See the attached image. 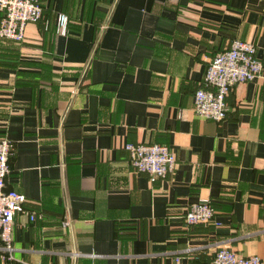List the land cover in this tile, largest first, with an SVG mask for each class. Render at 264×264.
I'll use <instances>...</instances> for the list:
<instances>
[{"label":"crops","instance_id":"obj_1","mask_svg":"<svg viewBox=\"0 0 264 264\" xmlns=\"http://www.w3.org/2000/svg\"><path fill=\"white\" fill-rule=\"evenodd\" d=\"M42 3L23 42L0 40L4 189L26 210L0 264H212L221 248L264 260V0ZM234 40L262 74L230 90L222 122L203 120L194 93ZM125 144L167 146L173 171L134 172ZM200 202L217 225H185Z\"/></svg>","mask_w":264,"mask_h":264},{"label":"built area","instance_id":"obj_2","mask_svg":"<svg viewBox=\"0 0 264 264\" xmlns=\"http://www.w3.org/2000/svg\"><path fill=\"white\" fill-rule=\"evenodd\" d=\"M0 40L21 43L27 24H36L43 14L41 0H0ZM68 17L57 16L55 32L66 35ZM262 63L256 58V47L248 42L234 40L229 48L216 54L209 62L203 77V87L196 90L193 112L203 120L222 122L227 114L226 97L230 90L261 76ZM12 143L0 138V250L2 260H13L12 235L16 214H26L25 197L4 189V181L10 172L8 160L12 155ZM129 165L139 174H146L151 181L166 178L174 169L175 159L169 148L160 144H125ZM264 173V166H263ZM30 221L36 218L28 214ZM215 211L208 202L191 204L184 215L187 227L215 222ZM67 227V223H64ZM212 264H264L257 256H240L229 248L219 249Z\"/></svg>","mask_w":264,"mask_h":264},{"label":"trees","instance_id":"obj_3","mask_svg":"<svg viewBox=\"0 0 264 264\" xmlns=\"http://www.w3.org/2000/svg\"><path fill=\"white\" fill-rule=\"evenodd\" d=\"M41 5H42V7H43L42 0H41ZM2 16H3V14L0 12V20L2 19ZM42 18H43V15H42ZM42 18H41L38 22H40V21L42 20Z\"/></svg>","mask_w":264,"mask_h":264}]
</instances>
